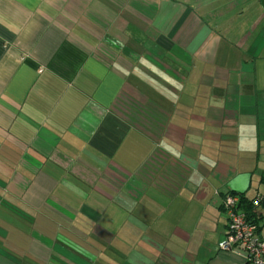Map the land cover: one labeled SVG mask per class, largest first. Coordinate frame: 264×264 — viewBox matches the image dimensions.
<instances>
[{"label":"crops","instance_id":"obj_1","mask_svg":"<svg viewBox=\"0 0 264 264\" xmlns=\"http://www.w3.org/2000/svg\"><path fill=\"white\" fill-rule=\"evenodd\" d=\"M232 193L264 195V0H0V264H247Z\"/></svg>","mask_w":264,"mask_h":264},{"label":"built area","instance_id":"obj_2","mask_svg":"<svg viewBox=\"0 0 264 264\" xmlns=\"http://www.w3.org/2000/svg\"><path fill=\"white\" fill-rule=\"evenodd\" d=\"M240 203L238 195L225 197L223 206L229 224L221 250L243 254L247 264H264V235L259 234L258 227L239 210ZM253 206L264 209V195L258 197Z\"/></svg>","mask_w":264,"mask_h":264},{"label":"trees","instance_id":"obj_3","mask_svg":"<svg viewBox=\"0 0 264 264\" xmlns=\"http://www.w3.org/2000/svg\"><path fill=\"white\" fill-rule=\"evenodd\" d=\"M227 195H231V194H227ZM226 195V196H227ZM232 195H238V196H240L241 197V205L243 204V203H245V208H244V206L242 207V206H239V208L241 207V208H243V209H245V215H246V218H247V220L250 222V223H252V224H254V225H256L257 227H258V222L256 221V214H257V209H261V210H264L263 208H258V207H254L253 206V202L258 198H255V199H252V200H250V199H248L246 196H244V195H239V194H233L232 193ZM225 196V197H226ZM259 228V227H258ZM258 231H259V229H258Z\"/></svg>","mask_w":264,"mask_h":264}]
</instances>
